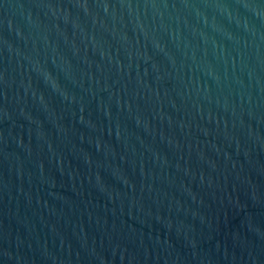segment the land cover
Instances as JSON below:
<instances>
[{
  "label": "water",
  "instance_id": "obj_1",
  "mask_svg": "<svg viewBox=\"0 0 264 264\" xmlns=\"http://www.w3.org/2000/svg\"><path fill=\"white\" fill-rule=\"evenodd\" d=\"M0 264H264V0H0Z\"/></svg>",
  "mask_w": 264,
  "mask_h": 264
}]
</instances>
